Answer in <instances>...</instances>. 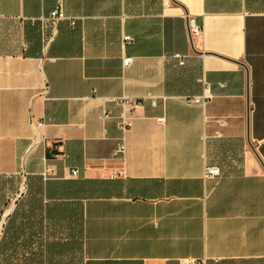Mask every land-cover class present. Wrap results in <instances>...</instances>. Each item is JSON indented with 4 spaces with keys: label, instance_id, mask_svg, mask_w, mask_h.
<instances>
[{
    "label": "crops",
    "instance_id": "crops-1",
    "mask_svg": "<svg viewBox=\"0 0 264 264\" xmlns=\"http://www.w3.org/2000/svg\"><path fill=\"white\" fill-rule=\"evenodd\" d=\"M1 188L58 264H264V0H0Z\"/></svg>",
    "mask_w": 264,
    "mask_h": 264
},
{
    "label": "trees",
    "instance_id": "trees-1",
    "mask_svg": "<svg viewBox=\"0 0 264 264\" xmlns=\"http://www.w3.org/2000/svg\"><path fill=\"white\" fill-rule=\"evenodd\" d=\"M0 221L9 201L0 189ZM36 210L38 211V215ZM40 207L20 200L16 210L3 226L0 239V264H58L61 252L57 243H44L40 237L45 230L64 228L66 224L44 223ZM77 229V227H76Z\"/></svg>",
    "mask_w": 264,
    "mask_h": 264
},
{
    "label": "built area",
    "instance_id": "built-area-1",
    "mask_svg": "<svg viewBox=\"0 0 264 264\" xmlns=\"http://www.w3.org/2000/svg\"><path fill=\"white\" fill-rule=\"evenodd\" d=\"M51 19L52 20H62L64 19V14L61 11L60 8H58L57 10H55L54 12L51 13ZM202 33V30L195 26L194 22H190V34L191 37H198L200 36V34ZM132 41V39L130 37H123V42L124 44L126 43H130ZM176 59L179 60V64L183 65L184 64V58L180 55H176L175 56ZM133 59L129 58V57H125L123 58V66L127 67L132 63ZM207 89L205 90V93L203 96H195V97H190L186 99V103L187 104H205V102L207 100L210 99V97L207 95ZM114 101H118L119 103H121V105L123 107L125 106H130L132 109H135L137 107L140 106L139 102H130V100H128L127 98L123 97ZM153 105H156L155 102L152 103ZM120 128L123 132H126L130 129V122L126 117H122L120 120ZM125 152V145L121 144L120 147L118 148V150L116 151V155H123ZM72 176L73 177H77L78 176V172L77 171H72ZM221 176V171L218 167H207L205 169V177L206 178H217Z\"/></svg>",
    "mask_w": 264,
    "mask_h": 264
},
{
    "label": "rangeland",
    "instance_id": "rangeland-1",
    "mask_svg": "<svg viewBox=\"0 0 264 264\" xmlns=\"http://www.w3.org/2000/svg\"><path fill=\"white\" fill-rule=\"evenodd\" d=\"M8 187H9V184H6V188H5V190H7V192H8ZM5 193H6V191H5ZM11 203H12V202H11ZM11 203L5 208V210H4V214H5V213H8V210L10 209V207H12V204H11ZM4 214H3V216L1 217V221H0V239H1L2 234H3V226H4V224H5L6 221H7L6 218H3V217H4ZM3 220H4V223H3Z\"/></svg>",
    "mask_w": 264,
    "mask_h": 264
},
{
    "label": "water",
    "instance_id": "water-1",
    "mask_svg": "<svg viewBox=\"0 0 264 264\" xmlns=\"http://www.w3.org/2000/svg\"><path fill=\"white\" fill-rule=\"evenodd\" d=\"M3 223H4V220H3Z\"/></svg>",
    "mask_w": 264,
    "mask_h": 264
},
{
    "label": "bare ground",
    "instance_id": "bare-ground-1",
    "mask_svg": "<svg viewBox=\"0 0 264 264\" xmlns=\"http://www.w3.org/2000/svg\"><path fill=\"white\" fill-rule=\"evenodd\" d=\"M9 214V213H8Z\"/></svg>",
    "mask_w": 264,
    "mask_h": 264
}]
</instances>
